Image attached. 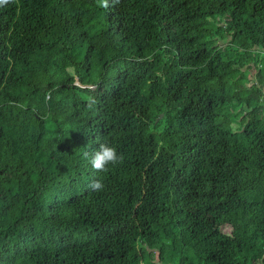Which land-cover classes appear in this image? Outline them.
<instances>
[{
  "label": "trees",
  "instance_id": "obj_1",
  "mask_svg": "<svg viewBox=\"0 0 264 264\" xmlns=\"http://www.w3.org/2000/svg\"><path fill=\"white\" fill-rule=\"evenodd\" d=\"M107 2L0 5V264H264V0Z\"/></svg>",
  "mask_w": 264,
  "mask_h": 264
},
{
  "label": "clouds",
  "instance_id": "obj_2",
  "mask_svg": "<svg viewBox=\"0 0 264 264\" xmlns=\"http://www.w3.org/2000/svg\"><path fill=\"white\" fill-rule=\"evenodd\" d=\"M10 0H0V5H6ZM99 6L103 8L108 7L107 0H99ZM88 101L89 108H92L96 100L94 97L88 96L85 97ZM84 156L88 159L89 164L92 169L97 172L107 173L109 171V166H118L123 163L124 157L122 154H118V150L115 146H112L108 143H101L98 150H96L91 155L86 151ZM90 189L95 192L103 191L104 185L100 180H94L90 185Z\"/></svg>",
  "mask_w": 264,
  "mask_h": 264
},
{
  "label": "rangeland",
  "instance_id": "obj_3",
  "mask_svg": "<svg viewBox=\"0 0 264 264\" xmlns=\"http://www.w3.org/2000/svg\"><path fill=\"white\" fill-rule=\"evenodd\" d=\"M209 220H210V219H209ZM224 232H225L226 234H232V233H233V231H232L231 229H225Z\"/></svg>",
  "mask_w": 264,
  "mask_h": 264
}]
</instances>
